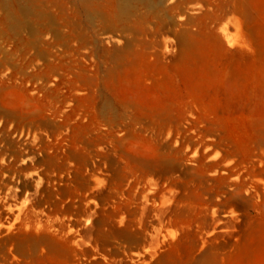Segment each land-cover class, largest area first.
Wrapping results in <instances>:
<instances>
[{
  "label": "rangeland",
  "instance_id": "374dc122",
  "mask_svg": "<svg viewBox=\"0 0 264 264\" xmlns=\"http://www.w3.org/2000/svg\"><path fill=\"white\" fill-rule=\"evenodd\" d=\"M152 1L0 0V264H264V0Z\"/></svg>",
  "mask_w": 264,
  "mask_h": 264
},
{
  "label": "bare ground",
  "instance_id": "6f19581e",
  "mask_svg": "<svg viewBox=\"0 0 264 264\" xmlns=\"http://www.w3.org/2000/svg\"><path fill=\"white\" fill-rule=\"evenodd\" d=\"M29 1L32 2V0H20V2L24 3V5L26 7L33 8V5ZM77 1H78L79 9H80V11H78V13H80V16L82 18L83 17L85 18V21H87L89 23H92V24L93 23H95V24L98 23L99 25L102 26V28L105 26L106 28L110 29L109 31L120 32L122 34H124V33L128 34V32L132 33V31L134 32L136 30L141 29V28L137 27L139 25L137 19L136 20L134 19L135 15L137 14V13L135 14L136 5H138V6L140 5V6H142V8H146L147 9L146 13L148 14L147 15L148 17L150 15L154 14V13L151 14V11H148V9H151L154 6H156V4L153 3L152 0H116L114 2V5L112 6V9H111V12H110V8H108L105 5L97 6L93 2L94 0H77ZM5 2L9 3V0H5ZM159 4L161 5V1L159 2ZM0 6H2V5H0ZM137 10H138V8H137ZM191 10H193V9H191ZM152 12H154V10ZM139 14H140V12H139ZM141 16L142 15H140V17ZM144 18H145V16H144ZM184 18L186 20H191L193 18V15L191 17V14L187 13L184 16ZM142 19H143V17H142ZM7 20L9 21L10 25L12 27H14L15 29L16 28L21 29L23 27V23H21L20 20H17L12 12L7 15ZM173 21H174V19H173ZM217 21H219V20H217ZM80 22H82V21H80ZM81 24L83 25L84 23H80V26H82ZM144 28H143V30H144ZM154 28L155 27H153L152 29H154ZM124 35H126V34H124ZM112 38H110V39H112ZM12 146L10 147L12 149V151H3L2 154H0V156L2 157L3 155L4 156L6 155L7 157H15V160H17L19 158V156L23 155V153H25L27 155L29 153H32L31 146H25V147H23L21 149L17 145H16L17 148L15 146V149L13 148L14 146L13 147ZM17 150H18L19 154H17L18 153ZM3 170H4V168H3ZM4 171H6V169ZM8 171H10V170H8ZM14 173L12 175H15Z\"/></svg>",
  "mask_w": 264,
  "mask_h": 264
}]
</instances>
